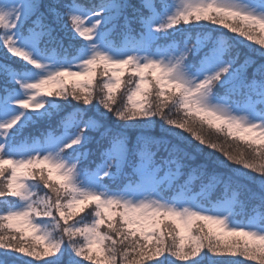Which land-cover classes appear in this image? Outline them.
<instances>
[{"label":"snow or ice","instance_id":"snow-or-ice-1","mask_svg":"<svg viewBox=\"0 0 264 264\" xmlns=\"http://www.w3.org/2000/svg\"><path fill=\"white\" fill-rule=\"evenodd\" d=\"M258 31L264 0H0V264H264Z\"/></svg>","mask_w":264,"mask_h":264},{"label":"trees","instance_id":"trees-1","mask_svg":"<svg viewBox=\"0 0 264 264\" xmlns=\"http://www.w3.org/2000/svg\"><path fill=\"white\" fill-rule=\"evenodd\" d=\"M204 30H205V31H212L214 35H217V34H219L220 32L223 31L222 29L217 30V29L215 28V26H212V25H209V26H208L206 29H204ZM228 38L231 39V40H233V42L236 44V47H237L242 53H244V54H248V53H249L250 50L247 48V46H246L245 44L240 43L238 40H236V38L232 37L231 35H229ZM261 38H264V35L259 34V31H258V32H257V39H261ZM257 46H259V45H257ZM0 58H2V57H0ZM66 80H68V81H72L71 79H66ZM92 87L95 88V82H94V81H93V85H92ZM120 91H123V89H121ZM56 103H58V104H59V103L67 104V101H64V102H58V100H57ZM73 105H75V104H73ZM73 105H72V107H75V106H76V105H75V106H73ZM67 110L70 111L71 108H69V109H67ZM158 127H159L158 125H155V126H153L152 128H150V130H152V131H150V134L159 136L160 134H158V132H159L161 129L158 128ZM207 131L211 132V131H213V130H207ZM223 140H224V136H223V135H220V142H223ZM237 143H240V142H237ZM241 147H245V146H244L243 144H241ZM91 159L95 160L96 163L99 162V157H98V156H96V157H92ZM178 183H182V180H181L180 182H178ZM174 192H175L174 189H173V190H168L167 188L165 189V193H166V194H172V193H174ZM93 207H94V205H89L87 208L84 209L83 212L78 213V215H77L76 217H74V218H79V216H81V215L87 216V214L89 213V210L92 209ZM87 218H88V219H91L90 216H88ZM70 222H71V221H70ZM37 250L40 251V252H43V246H38ZM250 264H255V262H250Z\"/></svg>","mask_w":264,"mask_h":264},{"label":"rangeland","instance_id":"rangeland-1","mask_svg":"<svg viewBox=\"0 0 264 264\" xmlns=\"http://www.w3.org/2000/svg\"><path fill=\"white\" fill-rule=\"evenodd\" d=\"M66 79H71V80H73V79H83L82 77H80V78H76V77H69V78H66ZM101 80V77H100V75L98 74L96 77H95V79H94V82H95V86H96V84L99 82ZM68 81V80H67ZM71 81H69V83H70ZM49 90L50 91H55L56 89H55V86H49ZM118 95V94H117ZM66 101V100H65ZM58 102H64V101H60V100H58ZM73 106H75V105H73ZM159 128V127H158ZM148 133H150V131H152V130H150V129H147L146 130ZM158 134H161V130L158 132ZM231 142V141H230ZM91 211V209L89 210V212Z\"/></svg>","mask_w":264,"mask_h":264}]
</instances>
